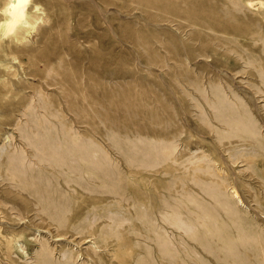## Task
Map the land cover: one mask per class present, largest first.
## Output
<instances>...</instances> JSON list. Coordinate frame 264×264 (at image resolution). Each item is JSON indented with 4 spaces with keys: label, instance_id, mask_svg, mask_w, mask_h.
Wrapping results in <instances>:
<instances>
[{
    "label": "rangeland",
    "instance_id": "374dc122",
    "mask_svg": "<svg viewBox=\"0 0 264 264\" xmlns=\"http://www.w3.org/2000/svg\"><path fill=\"white\" fill-rule=\"evenodd\" d=\"M233 1L32 0L26 12L35 16V29L21 41L1 30L0 12V264H36L42 239L55 258L65 254L60 249L73 248L79 253L75 264L92 260V248L99 247L90 237L56 236L35 198L16 185L11 171L18 159L40 151L107 152L122 171L115 183L138 191L141 200L128 195L117 204L109 193L110 200L97 206L108 209L95 221L99 227L123 219L122 225L132 222L135 229H122L118 247L109 238L93 264H142L145 258L150 264H264V154L250 139L228 136L213 108H221L231 125L255 124L264 140V0ZM163 143L175 145L177 161L168 159L174 167L158 175L154 170L162 163L142 164ZM207 162L233 181L259 233L248 237L251 228L236 231L230 225L210 233L200 228L189 237L163 222L169 243L158 255L144 228L140 177L129 169L173 184L164 188L165 201L183 206V198L175 200L178 177L185 176L186 186L202 195L195 179L209 177ZM43 164L50 168L36 162L33 170ZM90 198L77 187L69 218L80 216ZM83 214L80 227L90 220ZM218 214L224 222L223 212Z\"/></svg>",
    "mask_w": 264,
    "mask_h": 264
},
{
    "label": "bare ground",
    "instance_id": "6f19581e",
    "mask_svg": "<svg viewBox=\"0 0 264 264\" xmlns=\"http://www.w3.org/2000/svg\"><path fill=\"white\" fill-rule=\"evenodd\" d=\"M238 1H241V0H234L233 3H238ZM15 2L16 0H1L0 9H5L9 3H15ZM1 14L3 15L2 18H4L3 22H1V30L4 33L12 32L13 38L16 41H21L23 39L30 38L32 36L33 31L35 29V16H33L31 13H29L31 14V16H29V14H27L25 10L24 14L21 16L19 10H16L12 14H7L4 12H1ZM49 68L51 67H48V70ZM119 101H120V97H119L118 102ZM132 106L133 105L131 104V107ZM134 106H135V103H134ZM128 107L130 108V106ZM213 108L216 113L215 117L218 120H220V122L223 121L225 124H227L228 131L227 130L226 131L228 132V136L238 135L240 137H245L247 139H250L251 141H253V145L257 148L258 152H260L261 154H264V140L260 138L259 132L257 130V126H255V124L254 125L252 123L247 124L246 122L235 120L233 121V125H231V121L224 118V114L221 113L223 111V110L221 111V108L220 109L219 107L218 108L213 107ZM133 110L135 111V109ZM26 132L28 133V131ZM24 135H25V132H24ZM70 137H71L70 139L72 142L79 143L78 142L80 140L79 137H76L73 135ZM32 141H33V138H32ZM57 144H54V145H57ZM174 146L173 145L171 146V143H163V145L161 146V151L159 153L157 152V155L153 153L154 157L151 156L152 155L151 154L150 157L148 158L149 161L142 165L153 167L154 165H157V164L160 165L159 163H162L156 169V171L154 170V173L158 175L164 174V173H170L171 169L174 166L172 167V165L168 164L170 163V160L169 162H166V161L168 159H171L172 162L177 161V158L174 156ZM84 152L85 153H69L67 155H63L60 153L53 155V154H50L48 152H43V151L38 152V154L34 152H30L28 155L24 154L18 159L19 167L13 166L14 168H12L11 172L15 174L17 178V180L14 178V180H16L15 181L16 185H18L21 190H24L25 192H27V194L35 198L36 203L39 205V210H40L39 212L42 214H45L46 220L47 219L49 220V224H54L55 229L57 231L56 236L58 235L59 237L67 236V235L69 236L70 234L71 236L78 235L80 239H86V238L88 239V237H90L89 240L92 238L93 239L92 242L96 244V247L99 246L98 248L104 249V250L108 248L109 246V241H110L109 238H113L115 240V245L118 247L120 244L117 241L118 239L116 238L119 236V233L122 232V229L128 230L129 228H131L132 230H134L135 228H133V223L131 222L129 225L125 226V225H122L123 219L119 221L111 220V223H103L99 227L97 223H95V221L107 215L106 212L108 211V209L106 207H103L101 211H98L97 206L101 204L102 202H104L106 199L110 200L109 197L106 198L108 196L107 194L109 193L115 197L114 199L113 198L112 199L116 201L117 204H119L121 203V200L127 198L128 195L137 196L136 192L138 191L134 189L129 190V188H128L129 191H127V189H125L123 185L115 183L116 181H118L117 177L121 181L122 178L118 176V174H121L122 171L120 170L118 163L113 164V160L107 152H98V153L93 152V151H90V152L84 151ZM46 154H49V155H46ZM26 157L34 158V160L29 159L27 163L28 159ZM197 159L190 160V161L194 162V161H197ZM12 161L14 160H12L11 158L10 162ZM36 162L49 164L50 168H47L46 167L47 165L43 164V165L37 166L38 167L37 170H33ZM71 162H74V163H71ZM181 162L183 161H180V163ZM110 163L112 167H115L116 169L111 168ZM248 163L249 165L253 164V161L249 160ZM201 168L203 167H199V169ZM204 168L211 170V172L209 173V177L207 179H203L201 177H197L195 179L197 180L195 181V183L199 186L201 190L200 192L202 193L203 196L198 193L193 192L190 187L186 186L185 176L178 177V179L179 180L181 179L182 181H181L179 190H177L176 192L177 197L175 198V200L178 203H181L182 200L180 198H183V200L187 202V204L183 206L182 205L171 206V205H168V203H166L165 201L164 188H169L173 184L170 185V182H169V184L165 185L162 178L160 177L154 178L153 177L154 175H152V173H148V174L145 173L142 175L140 172H138L139 170L137 171L136 169L135 170L129 169L128 174L130 173V175H132L133 173H135L139 175L138 178L140 177L139 180H141V184H142L141 189H142V197H143L142 198L143 199L142 200V213H143V217L145 218V222H147L144 228H145V231L147 232L149 231V234H150L149 237L153 239L155 246H156V248L154 249L157 251L158 255L163 254V250L166 249V245H167L166 242L169 243V240H167L166 238V231L162 224L163 222L171 224L178 229H182L183 232L187 233L189 237H193L192 235L196 234L198 232V229L200 228H202L205 232L210 233V232H217V231L219 232L220 229L226 228L230 225H232L231 228L235 229L236 231H240L241 229H244V228H247V229L251 228L250 233L248 234V237L250 236L254 238L256 234L259 233L257 231V226L259 225L256 222V220H254L253 218L248 219L249 217L247 216V211L245 209V206L243 205V200L240 197L236 189L237 187L235 188L233 181L228 180V178L223 172H221L220 170H217L214 166H212L208 162ZM129 176L126 175L125 177H129ZM96 181H98V183ZM12 183H14L13 180H12ZM183 184H185V186ZM77 187H81L82 190L91 194V198H90L91 201L89 202V204L83 211L84 214L82 213L83 215H89L90 220H88V222L83 227H80V220H82V216H81L82 214L80 215L81 217L76 216L72 218H69L67 214L70 210L71 203L75 200ZM205 195L208 196V198L211 199V201L207 200L208 198L206 199ZM138 197L139 195L137 196V198ZM218 210L223 212V214L225 215L226 220L224 222L221 219L217 220L216 216L217 217L219 216L220 218V214H218ZM135 214L137 213L135 212ZM253 214L254 213H252V215ZM256 216H259V215L257 214ZM127 219H130L129 215L125 217V220ZM248 222H251V223H248ZM221 223L225 225L222 226ZM60 238L57 237V239H60ZM62 241H65V240H62ZM99 243H102V244L98 245ZM113 244L114 243H112V245ZM98 248H92V254H93L92 260H94V257L95 259L101 258V253L103 252H101L102 250ZM145 249H146V254L149 255L152 260L153 256L151 254L152 253L151 249H149V247L147 246ZM60 250L65 252V254L62 255V258H55L53 257L52 249L49 247L46 239L40 240V248L35 254V259H36L35 263L36 264H75V257H77L79 253H76L73 250V248L69 246L66 248L64 247ZM90 257H89L90 259L89 262L87 263L84 262L82 264H93V261L91 260ZM156 260L157 262L158 260L161 261L159 256H158V259ZM143 263L150 264V261L146 260L145 258L144 260H142V264ZM157 264H160V263L158 262Z\"/></svg>",
    "mask_w": 264,
    "mask_h": 264
},
{
    "label": "clouds",
    "instance_id": "9594fccd",
    "mask_svg": "<svg viewBox=\"0 0 264 264\" xmlns=\"http://www.w3.org/2000/svg\"><path fill=\"white\" fill-rule=\"evenodd\" d=\"M32 0H16L15 3H9L5 9H0V12L12 14L19 10L21 16L24 14L26 8L31 4Z\"/></svg>",
    "mask_w": 264,
    "mask_h": 264
}]
</instances>
